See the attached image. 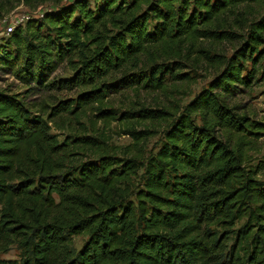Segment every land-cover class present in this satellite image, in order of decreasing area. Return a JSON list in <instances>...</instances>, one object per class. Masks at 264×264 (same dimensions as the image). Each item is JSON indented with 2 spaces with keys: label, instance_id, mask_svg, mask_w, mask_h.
I'll use <instances>...</instances> for the list:
<instances>
[{
  "label": "trees",
  "instance_id": "trees-1",
  "mask_svg": "<svg viewBox=\"0 0 264 264\" xmlns=\"http://www.w3.org/2000/svg\"><path fill=\"white\" fill-rule=\"evenodd\" d=\"M60 1L17 25L0 59L26 88L75 92L30 101L0 89V264H264V163L249 165L264 121L228 102L264 63V15L242 34L226 28L264 0ZM205 41L237 46L210 55ZM204 59L217 75L179 111L106 107L119 90L164 91L166 75L183 81ZM63 62L72 77L51 78ZM114 121L132 139L123 149L108 145ZM162 123L146 157L147 125Z\"/></svg>",
  "mask_w": 264,
  "mask_h": 264
},
{
  "label": "rangeland",
  "instance_id": "rangeland-1",
  "mask_svg": "<svg viewBox=\"0 0 264 264\" xmlns=\"http://www.w3.org/2000/svg\"><path fill=\"white\" fill-rule=\"evenodd\" d=\"M17 0H11L10 4H5L1 10V22H0V59L4 57L6 53L13 51L14 47L10 44L9 36L5 32V28L8 24H14V28L17 25H24L28 20H36L40 18L44 11H48L54 0H36V2H41L35 8H31L29 5L23 2L17 3ZM72 0H61L58 3V7L70 3ZM89 7L93 9L95 6H102L103 0H88ZM36 4V3H35ZM34 4V5H35ZM264 15V1L255 5L241 6L236 10V12L228 15L227 19V29H230L237 34H242L248 27V25ZM151 25L149 26V29ZM41 34H47L45 29H42ZM205 51H210L212 53L226 55L229 57L232 54V50L237 46L236 42L223 43V44H210L205 41L202 43ZM198 55L194 51V54L190 55V58H194ZM199 56V55H198ZM192 67L191 63L188 62L187 66L181 70V73L186 75L183 81L174 82L170 80L169 75L165 76L166 89L164 91H152V90H136L127 89L119 90L116 93H111L106 100V107L112 108L118 113V116L124 112H134V109L143 105L152 109L170 110L171 112L179 111L188 103H190L195 96H197L203 90L209 87L215 75H217V70L209 66L210 61L204 59ZM247 68L251 67V63L247 60ZM0 67L4 68L0 64ZM147 67H145L146 69ZM148 71V70H147ZM244 75V73H243ZM72 77V72L68 68L67 64L63 62L59 65L57 70L52 74L51 78L57 80L70 79ZM237 87V86H236ZM239 87V86H238ZM32 88V89H31ZM0 89H4L7 92L19 93L27 96L30 101L45 100V99H70L75 96L74 91H62L51 93L40 91L31 85L29 88L24 87L18 80H16L13 74L6 69L0 70ZM234 96L229 99V103L236 104L241 112H248L252 119L257 121H264V63L258 68L254 80L251 83V87L245 89L240 86L235 91ZM197 120V119H196ZM82 121L86 123V119L83 118ZM136 124V123H135ZM136 130L143 129V125H135ZM99 128L103 125L101 122L97 124ZM154 134L147 140L144 154L146 157L153 155L162 142V129L165 128V124H157L154 126L147 125ZM105 129L107 136H109L108 145L113 148H121L128 146L132 143V139L129 135L123 133L125 127L119 122H111ZM53 133H58L53 130ZM61 134V133H60ZM61 140V138H60ZM257 150L250 152L249 155L252 156V161L250 166L255 167L260 161L264 163V137L259 139L257 143ZM115 152V151H113ZM120 155L121 152H117ZM261 180L264 181V174H259ZM85 237L77 236L73 238V245L76 249L82 246L85 241ZM6 260H14L17 258V251L13 248L7 254L2 256Z\"/></svg>",
  "mask_w": 264,
  "mask_h": 264
},
{
  "label": "built area",
  "instance_id": "built-area-1",
  "mask_svg": "<svg viewBox=\"0 0 264 264\" xmlns=\"http://www.w3.org/2000/svg\"><path fill=\"white\" fill-rule=\"evenodd\" d=\"M14 29V24H8L7 27L5 28V32L7 35H10Z\"/></svg>",
  "mask_w": 264,
  "mask_h": 264
}]
</instances>
